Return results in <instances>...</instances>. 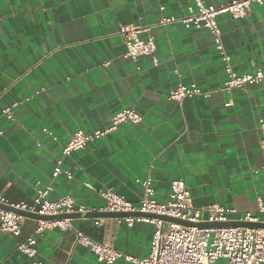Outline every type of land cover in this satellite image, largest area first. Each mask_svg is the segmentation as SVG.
Wrapping results in <instances>:
<instances>
[{
	"label": "crops",
	"instance_id": "crops-1",
	"mask_svg": "<svg viewBox=\"0 0 264 264\" xmlns=\"http://www.w3.org/2000/svg\"><path fill=\"white\" fill-rule=\"evenodd\" d=\"M204 1L220 6L233 0ZM193 3L0 0V110L16 103L14 119H0L1 197L32 203L37 189L50 185L51 200L70 195L78 204L100 209L106 200L99 190L113 188L138 203L144 193L140 181L151 177L161 202L168 200L172 181L182 179L197 207L219 203L237 209L232 219L258 211V198L264 197V82L246 90H222L228 75L212 33L181 23L158 26L163 16L181 17ZM130 23L151 27L157 66L151 56L137 61L125 57L119 31ZM218 23L238 74L264 67V6L253 4L242 19L222 14ZM180 83L212 95L169 100ZM126 108L136 109L142 122L124 123L89 142L65 157L64 172L53 177L57 159L76 131L104 129ZM37 224L26 217L20 237L0 231V264L31 263L17 244ZM73 226L137 258L150 252L151 223L129 228L116 217H79ZM76 236L74 229L45 230L36 236L38 259L43 264H99Z\"/></svg>",
	"mask_w": 264,
	"mask_h": 264
},
{
	"label": "built area",
	"instance_id": "built-area-1",
	"mask_svg": "<svg viewBox=\"0 0 264 264\" xmlns=\"http://www.w3.org/2000/svg\"><path fill=\"white\" fill-rule=\"evenodd\" d=\"M253 4L264 6V0H233L227 4L216 6L204 0H194L181 17L163 16L158 26H167L181 23L187 28L205 29L212 33L216 48L220 51L228 75L222 90H246L248 87L264 82V67L255 71L238 74L232 67L231 57L228 55L223 43V31L218 23V16L229 14L233 19L246 17ZM162 9H164L162 7ZM120 34L123 36L126 53L125 57L137 61L142 56H151L155 66L159 64L157 56V43L151 33V27L138 24H122ZM146 35V37H144ZM212 91H204L197 85L180 83L172 89L169 100L182 102L185 99L203 96L209 98ZM1 97V93H0ZM230 103L228 104V106ZM16 103L3 107L0 110V119H14ZM143 116L134 108H126L111 118L110 124L104 129L93 132L76 131L62 150V156L57 159L53 177H58L64 170V158L74 152L84 149L91 141L99 140L118 130L124 123L139 124ZM261 141L260 146L264 159V120L260 121ZM264 170V164H263ZM71 178L70 171H65ZM144 187L143 196L138 203L126 199L113 188L99 190L100 195L106 200V205L100 209H89L83 204H78L70 195L58 199H49L52 186L48 185L37 189V196L32 203L25 201L10 202L0 196V204L10 209L0 207V231L14 237H20L26 216L18 211L38 213L45 216L58 217L63 214L87 212H141L145 215H127L116 217L118 224L129 228L137 222H148L154 226L153 238L149 254L144 258L117 250L112 244L99 242L73 226V218H54L38 220L34 233L17 244V250L30 258V264H43L38 259L37 235L47 229L59 228L61 230L74 229L76 243L90 249L96 256L99 264H114L119 260L133 264H216L219 259H225L226 264H264V227H200L197 224L205 222L244 221L264 224V197L258 198V211L245 212L240 217L232 219L238 210L227 208L219 203L197 207L193 203L190 188L182 179H175L171 183V192L165 202L156 198L155 189L152 187V178L140 181ZM154 215V216H149ZM160 216H169L181 219L195 225L186 226L171 222ZM101 220L97 221L101 224Z\"/></svg>",
	"mask_w": 264,
	"mask_h": 264
},
{
	"label": "water",
	"instance_id": "water-1",
	"mask_svg": "<svg viewBox=\"0 0 264 264\" xmlns=\"http://www.w3.org/2000/svg\"><path fill=\"white\" fill-rule=\"evenodd\" d=\"M1 208H6L10 209V207L5 206L0 204ZM20 214L26 216V217H31L37 220H50L54 218H79V217H120V216H127V215H145L144 213L141 212H136V213H118V212H87V213H74V214H63L58 217H53V216H45V215H40L38 213H31V212H22L18 211ZM149 216H154V215H149ZM161 218L175 222L178 224L186 225V226H191L195 225L193 223L169 217V216H160ZM200 227H222V226H235V227H264V224L262 223H252V222H244V221H228V222H205V223H200L197 224Z\"/></svg>",
	"mask_w": 264,
	"mask_h": 264
}]
</instances>
